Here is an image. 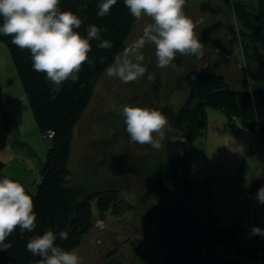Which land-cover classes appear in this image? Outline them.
<instances>
[{"label": "rangeland", "instance_id": "rangeland-1", "mask_svg": "<svg viewBox=\"0 0 264 264\" xmlns=\"http://www.w3.org/2000/svg\"><path fill=\"white\" fill-rule=\"evenodd\" d=\"M240 1L250 6L257 5V0ZM206 5L213 8L215 13L208 11L204 7ZM184 11L195 24L196 36L204 47L207 45L205 49L208 57L203 55L201 59L194 61L188 59L194 64L184 63L181 66L183 70L211 65L216 72L226 76L232 88L250 90L257 85H264V52L259 46L250 47L246 51L244 38H234L232 28L239 32L242 27L232 10L227 9L219 0H186ZM147 22V18L135 21L126 42L141 35ZM202 35L205 38L202 39ZM142 51L145 57L143 63L148 70L145 76L136 82L125 84L103 74L96 84L93 99L75 129L69 163L74 184L83 195L98 190H118L121 198L134 206L132 210H125L122 205L123 212L120 216H115L110 211L105 219H100L96 204L92 203L95 212L94 227L82 244L74 249L81 257L82 264H132L137 246L147 233V228L140 229V214L152 208V201L154 206L163 203L157 202L151 183L123 180L122 175H102L103 165L111 155L109 147L115 153L128 148L127 137L120 136L126 128L121 115L125 104L141 107L146 104L145 107H149L148 104L153 103L158 108L159 105L166 104L169 95L170 106L177 111L189 95L184 82L178 84V79H175L178 74L173 76L175 72L179 73V68H157L154 46L148 45ZM148 74L152 75L151 80L147 79ZM168 81L171 88L175 89L171 94L166 87ZM0 84L2 103L5 106L0 113V159L8 162L15 156L14 138L29 144L37 152V158L33 160L29 151L24 150V165H28V172H23L17 163H10L7 171L18 166L22 181L34 191L41 180L36 165L39 160L46 161L49 141L40 131L11 50L3 40H0ZM206 111L208 127L205 135L193 144L186 142L183 135L184 149L193 156L190 170L198 168L195 176L197 180L207 177L215 179L211 195L217 205L219 201L222 204L228 202V209L235 210L234 216L245 209L246 214H249L252 201L247 204L248 200H257V194H252L251 187L260 180L264 181L263 137L246 128L240 118H235L232 124H228L222 110L209 107ZM4 112L8 116L6 119L2 116ZM9 119L14 120L18 130L13 136ZM257 202L259 206L252 207L254 218L251 220L245 214L242 224H239L248 237L257 235L252 231L254 227L264 230V203ZM244 204H247L246 208Z\"/></svg>", "mask_w": 264, "mask_h": 264}, {"label": "trees", "instance_id": "trees-1", "mask_svg": "<svg viewBox=\"0 0 264 264\" xmlns=\"http://www.w3.org/2000/svg\"><path fill=\"white\" fill-rule=\"evenodd\" d=\"M219 1L234 12L242 27L239 32L232 28L234 38H244L246 51L250 47L259 46L264 52V0H257L255 6L240 0ZM99 3L100 0H60L61 11H72L83 20L81 28L77 30L82 35H86L85 30L90 24L96 25L101 31L100 40L91 41L89 61L83 65L79 81H66L59 91L47 81L44 73L33 70L29 50H21L12 44L10 36L0 34V40L5 41L11 50L40 131L49 141L46 161L39 160L37 164L41 180L34 191L21 180L6 174L5 164L0 161V179L7 176L20 181L32 195L38 214L34 232L21 233L17 228L8 237L7 242L12 247L0 252V264H37L40 258L27 251V242L31 236L43 234L47 230L59 233L60 230L70 229L67 240L58 239L57 244L66 250L78 248L95 224L93 202L100 219H105L110 211L120 216L122 205L125 210L134 208L121 198L118 190H98L83 195L74 184L73 172L69 167L75 129L93 99L96 84L115 55L125 47L136 21L125 7L124 0H117V4L103 17L98 16ZM204 7L215 13L209 5ZM2 22L0 18V26ZM101 40H108L111 47L98 48ZM185 83L189 95L176 113L175 126L183 132L186 142L193 144L205 135L208 127L206 110L209 107L222 110L228 124L240 118L246 128L260 133L264 141V85H257L250 90L232 88L226 76L216 72L211 65L188 72ZM3 110L2 103L0 113ZM2 116L5 119L8 117L6 113ZM8 124L12 125L11 135L15 134L18 130L14 120L9 119ZM51 133L53 136L49 138ZM13 144L15 148L24 147L32 157L37 158V153L27 143L14 138ZM196 169L193 167L182 177L179 198L201 213L211 246L226 255L237 253L264 264V236L257 234L248 237L234 223L226 224L214 212L211 186L215 179L207 177L197 180ZM262 186L264 181L256 182L251 187L252 194L256 195Z\"/></svg>", "mask_w": 264, "mask_h": 264}, {"label": "clouds", "instance_id": "clouds-1", "mask_svg": "<svg viewBox=\"0 0 264 264\" xmlns=\"http://www.w3.org/2000/svg\"><path fill=\"white\" fill-rule=\"evenodd\" d=\"M117 4V0H100L98 16L103 17ZM125 7L136 21L145 18L142 34L126 42L123 50L115 55L105 69L109 78L128 84L138 81L147 73L143 49L154 46L157 68L175 67L174 59L180 56L204 55V44L196 36L193 20L185 14L186 0H124ZM60 0H0V34L10 36L11 42L21 50H29L32 68L44 73L48 82L59 91L71 80L78 82L83 65L89 61L91 41L100 40V28L90 24L82 35L83 20L72 11H61ZM107 31V29H105ZM98 48L111 47L108 40H101ZM153 77L148 74L147 79ZM121 115L131 143L160 147L159 141L170 130L168 118L154 107L125 104ZM257 200L264 203V186L257 193ZM37 213L32 195L18 180L5 176L0 179V252L12 244L7 242L17 228L21 233H32L37 228ZM70 229L59 233L47 230L31 236L27 251L40 259L37 264H82L76 250H66L57 240H67ZM254 234L264 235V230L253 228Z\"/></svg>", "mask_w": 264, "mask_h": 264}, {"label": "water", "instance_id": "water-1", "mask_svg": "<svg viewBox=\"0 0 264 264\" xmlns=\"http://www.w3.org/2000/svg\"><path fill=\"white\" fill-rule=\"evenodd\" d=\"M125 129L120 136L128 137ZM159 146L132 143L119 160L118 172L112 168L111 157L124 151L115 153L110 146L111 155L102 168V175H140L149 180L157 197L171 201L156 206L152 201V208L140 214V229L147 228V233L132 264H263L237 253L226 255L211 246L203 216L179 198L182 177L193 166L191 152L178 142Z\"/></svg>", "mask_w": 264, "mask_h": 264}, {"label": "flooded vegetation", "instance_id": "flooded-vegetation-1", "mask_svg": "<svg viewBox=\"0 0 264 264\" xmlns=\"http://www.w3.org/2000/svg\"><path fill=\"white\" fill-rule=\"evenodd\" d=\"M203 37L205 38V35L204 36L202 35V39H203ZM205 46L206 47H204V49H203L204 56L206 55V51H207V49H205V48H207V45L205 44ZM206 57H208V55H206ZM188 59H193V61H194V60L201 59V57H199V58H197V57L196 58H193V57L190 58L189 56H180L178 54L176 56V58L174 59V61H173V64L175 65V67H172L171 66V68H179V70H180L179 73H176L175 72V75H173V76H176L178 74L175 79H178V84L181 83V82H184L185 86H186L185 78H186L187 73L190 72V71H192V70H194V69H197V68H192L190 70H185V68H184V70L182 69L181 66L184 63H187V64L190 63V65L193 66L194 62L193 61H188ZM178 66H180V67H178ZM206 66H208V65H206ZM206 66H204V67H206ZM200 68H202V67H200ZM156 85L158 86V84H156ZM166 87H167V89H169V90H167L169 92V94H171V93H173L175 91V89L171 88V84H170L169 81H168V84L166 85ZM166 100H167L166 104L165 105L162 104V106L159 105L158 108H156L153 103H149L148 104V105H150L149 107H154V108L158 109L159 111H161L162 113H164V115L168 118L169 124L171 125L170 130H167L166 129V133H165L164 139L163 140H160L158 143L169 144V143H176V142H178L180 144H183L184 143V136L185 135L183 134L182 131H179L176 128V126H175V118H176V113H177L178 110L175 111L174 108L172 107V105L170 106L171 96L169 97V95H168V97L166 98ZM145 105L146 104H143L142 106L145 107ZM132 106H134V105H132ZM167 113H169V115H167ZM122 121L124 123V119ZM124 125H126V124L124 123ZM125 133L128 136L127 132H125ZM127 138H128V140H127L128 148H126V150L124 152H122V154L119 157H118V155L111 157L112 168H114V170H116V172H118V170L120 169V167L118 166L119 165L120 158L123 156V154H125L130 149L131 144H132L130 142V140H129V137H127ZM121 177H122L121 179H123V180H129V181H131V180H133V181L134 180H136V181L140 180V181H143L146 184L147 183L148 184L150 183L149 180L143 178L140 175L124 174ZM156 198H157V202H163V203H161L159 205H169L170 204V203H167L168 201H170L169 199H164V198H160V197H157V196H156Z\"/></svg>", "mask_w": 264, "mask_h": 264}, {"label": "crops", "instance_id": "crops-1", "mask_svg": "<svg viewBox=\"0 0 264 264\" xmlns=\"http://www.w3.org/2000/svg\"><path fill=\"white\" fill-rule=\"evenodd\" d=\"M3 109H5V106L3 104ZM29 145V144H28ZM14 150L16 151V154L15 156L11 157L12 159L8 162H3L1 159L0 161H2L4 164H5V167H4V172L12 177H15L19 180L22 181V177H21V174L19 173V169H18V166L15 167V168H12L10 169L9 171H7V168L9 167L10 163H17L23 172H26L28 169V165L26 164V166L24 165V162L26 163L25 161V158L23 157V153H24V150H26L24 147H18V148H15L14 147ZM35 151V150H34ZM36 152V151H35ZM37 153V152H36ZM32 158L33 160H35L36 158L35 157H30ZM42 161V160H41ZM36 170H37V165H36ZM28 172V171H27ZM38 173V172H37ZM39 175V174H38ZM23 182V181H22ZM250 186V185H249ZM214 185H213V188H212V191L214 189ZM212 193V192H211ZM213 198V196H212ZM250 201H252V207L254 208L255 206L254 205H258V202L257 200H248L247 204L250 203ZM213 204H214V211L216 212L217 215H219L222 220L226 223V224H229V223H234L236 226H240L239 224H242L243 222V218L246 217V215L248 216L249 219H253L254 218V211L252 210V207H251V211L249 214H246V209L243 210V212H237L238 214L236 216H234V212L235 210L233 209H228V202L226 204H222L220 201L218 202V205L216 204L215 202V199H213ZM247 204H244L245 208H246V205ZM261 206V205H260ZM246 214V215H245ZM245 215V216H244ZM240 228V227H239ZM242 231H244L243 229H241Z\"/></svg>", "mask_w": 264, "mask_h": 264}, {"label": "built area", "instance_id": "built-area-1", "mask_svg": "<svg viewBox=\"0 0 264 264\" xmlns=\"http://www.w3.org/2000/svg\"><path fill=\"white\" fill-rule=\"evenodd\" d=\"M52 136H53V135H52V133H51V134H49V138H50V137H52ZM263 236H264V235H263Z\"/></svg>", "mask_w": 264, "mask_h": 264}]
</instances>
